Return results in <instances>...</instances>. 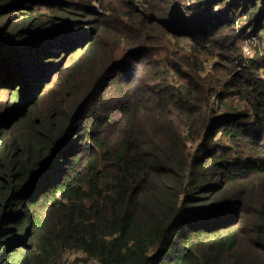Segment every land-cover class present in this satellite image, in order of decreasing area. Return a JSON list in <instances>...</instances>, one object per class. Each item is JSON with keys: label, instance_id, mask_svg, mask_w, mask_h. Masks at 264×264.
Wrapping results in <instances>:
<instances>
[{"label": "trees", "instance_id": "obj_1", "mask_svg": "<svg viewBox=\"0 0 264 264\" xmlns=\"http://www.w3.org/2000/svg\"><path fill=\"white\" fill-rule=\"evenodd\" d=\"M237 18L264 0H0V264H264Z\"/></svg>", "mask_w": 264, "mask_h": 264}, {"label": "rangeland", "instance_id": "obj_2", "mask_svg": "<svg viewBox=\"0 0 264 264\" xmlns=\"http://www.w3.org/2000/svg\"><path fill=\"white\" fill-rule=\"evenodd\" d=\"M184 3H186L187 5H189V3L192 1V0H183ZM138 2H141V0H138ZM96 6H98L97 3H95ZM181 15H187L186 13H183L181 12L180 13ZM235 29L238 31V29H240V26H241V29L238 33H241L245 36V40L242 41L241 43V47H242V52H241V59H244L245 58V50H244V46L249 42L251 44V47L253 49V56L252 58L250 59V64L248 67H251L252 65V62H253V59L258 56V55H264V34L262 33H258V36L256 39H252V37H250L251 39H249V35L248 37L246 38V35L248 32L244 33L242 32V25H244V21H241L239 19V23L237 24V22H235ZM238 27V28H237ZM249 39V40H248ZM248 40V42H247ZM247 42V43H246ZM240 47V49H241ZM156 53L158 55H160L162 53V51L160 50H157ZM213 61L210 60V59H206V62H205V70L202 72L203 75L205 74H208L210 71L213 70ZM246 68V67H244ZM259 74H262V76L264 77V67H262L260 70H259ZM171 79L173 80L174 83L176 84H179L181 83L182 79L181 77L178 75V73H176L175 71L172 72V75H171ZM75 255L74 254H70V257H74Z\"/></svg>", "mask_w": 264, "mask_h": 264}, {"label": "built area", "instance_id": "obj_3", "mask_svg": "<svg viewBox=\"0 0 264 264\" xmlns=\"http://www.w3.org/2000/svg\"><path fill=\"white\" fill-rule=\"evenodd\" d=\"M235 22H237V24H238L239 18H237ZM259 33L264 34V30L259 32ZM257 36H258V34H252L251 36H249V39H251L250 37H252V39H256ZM248 40H247V42H248ZM244 50H245V58L240 61V65H241L240 67H248L250 64V59L253 56V49H252L251 44L249 42L244 46Z\"/></svg>", "mask_w": 264, "mask_h": 264}]
</instances>
